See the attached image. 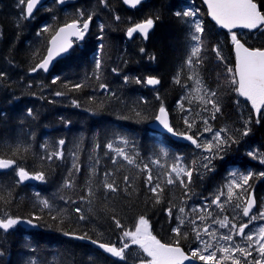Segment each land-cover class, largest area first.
<instances>
[{"label": "trees", "instance_id": "16d2710c", "mask_svg": "<svg viewBox=\"0 0 264 264\" xmlns=\"http://www.w3.org/2000/svg\"><path fill=\"white\" fill-rule=\"evenodd\" d=\"M259 2L264 3V0ZM188 7L199 9L207 34L205 59L192 71L183 67L187 26L173 15L175 11ZM77 10H86V14L94 13L85 41L77 42L65 58L55 63L48 74L41 71L31 73V67L46 53L55 29L71 22ZM20 12L17 0H0V72L6 73L4 78H0V155L17 159L20 166L30 172L44 171L46 180L17 184L12 170L0 172V211L22 218H41L36 221L40 226L39 230L15 227L9 233H0V251L3 252L0 264H30L32 260H38L39 264H139L141 259L135 252H127L123 259L113 258L87 241L74 239L63 233L86 232L93 240L101 243L115 242L120 246L121 232L115 227L111 217L115 216L126 228L134 229L138 218L143 215L151 224L157 239L164 243H174L177 237L172 229L177 224L178 207H184L187 214L193 207L203 208L205 198L211 204V197L228 183L232 171L244 174L249 170L254 174L264 172V164L247 154L259 149L264 155V118L257 123L248 103L228 83L225 66L235 67L229 32L219 29L208 19L201 0H148L134 10L127 9L122 0H107L106 5L101 0H74L71 4L62 6L51 0L28 20L20 19ZM116 15L120 17L119 21L115 20ZM149 15H158L160 19L148 38L145 40L135 36L128 39L127 28ZM100 23L105 25L102 41L104 48L98 54L97 46L101 43L97 39ZM45 24L51 25L52 30L38 36V30ZM237 34L251 48L264 47V30ZM216 44L220 45L223 63L211 52ZM141 48L145 50L143 53ZM37 49L39 54L34 55ZM98 55L102 66L97 71L94 61ZM153 55L155 60L149 59ZM112 69H117V72L114 73ZM178 72L180 84L174 83ZM188 75H192L191 80L187 79ZM55 76H60L61 79L53 84ZM125 76L129 77L127 83L124 82ZM148 76L160 79L158 88L151 89L146 84L135 83L134 78L143 80ZM196 79L201 82L199 95H203L205 87L217 92L220 111L216 113L215 119H211L202 110L203 105L195 91ZM78 82H82L84 87L72 90L71 85ZM101 83L107 84L116 96L102 91L99 88ZM58 91L66 94L55 96L54 93ZM74 100L79 101V107L73 105ZM161 102L169 111L176 132H187L185 117L190 123L194 122L188 132L193 136L206 126L202 123L203 119H207L208 126L214 130L228 128L235 135L234 130H242L244 122L252 117L248 125L251 128L250 134L228 149L222 160L214 161V171L202 176L194 172L188 191L191 199H188L185 190L178 183L166 185L163 172L175 163L174 155L184 157V164L193 160L199 162L201 150L189 141L174 139L149 127L155 120ZM29 108L32 109L31 116L27 112ZM189 108L191 115L186 111ZM136 112L141 115L137 117ZM67 121L70 123H66ZM116 133L123 135L128 140V145L120 144ZM210 136V133H204L203 138ZM60 139L65 141L64 159L42 162L40 157L45 155L42 146L47 145L48 151L54 152ZM109 142L113 143L114 148L123 147L129 155H135L136 163L141 169L147 163L154 178L160 174L163 193L159 202L155 201L145 187L142 171L119 158L116 165L112 164L111 157L114 153L105 147ZM97 144L99 148L96 147ZM7 145H11L13 151H9ZM17 145L19 150H16ZM133 145L134 152L131 151ZM161 149L168 151L167 157L162 155ZM73 153L77 157L80 171H73V186L64 188L73 163ZM97 159L98 174L90 177L91 167ZM157 159L160 161L159 166L152 163ZM105 171L113 172L116 182L121 187H127V190L106 194L101 187ZM125 175L129 177L130 187L122 184V177ZM108 182H112L111 178ZM89 184L93 186L95 196L90 198L91 204L81 203L80 197L85 194ZM250 184L257 201L253 213H258L264 210V177L255 175ZM234 191L239 194V190ZM36 193H39V197ZM40 199L49 200L51 212L42 208ZM221 202L224 203L223 213L212 206L208 209L212 213L211 218L207 212L196 215H204L206 224H210L212 219L223 220L225 215L231 221L235 214L231 205L225 202L224 197H221ZM77 206L87 217L85 221L78 220V214L74 212ZM169 207L173 208L171 217L167 214ZM58 210L62 211L57 220L51 219L52 216H57ZM235 222L246 223L247 218L238 217ZM214 227L217 228V235L227 232L226 229ZM185 230L188 231V237L184 239L181 236L180 245L188 250L197 245L190 227L186 225L182 232ZM249 230L251 228L246 231ZM237 242H241L239 238ZM220 255L217 252V258ZM258 258L254 251L248 259ZM223 264H232V261L225 260ZM241 264H244L243 259Z\"/></svg>", "mask_w": 264, "mask_h": 264}, {"label": "snow or ice", "instance_id": "6c2138e0", "mask_svg": "<svg viewBox=\"0 0 264 264\" xmlns=\"http://www.w3.org/2000/svg\"><path fill=\"white\" fill-rule=\"evenodd\" d=\"M123 2L126 5L135 8L140 5L143 0H123ZM40 3L41 0H17V6L21 8L20 19L28 20L32 18ZM56 3L63 5L65 0H56ZM101 3L106 5L107 0H101ZM204 3L207 5L209 15L216 24L219 27L228 30L229 39L236 55L235 67L232 68L227 65L225 66L227 69L228 83L233 86V90L239 97L246 98L250 101L253 116L255 117L256 122L259 123L260 120L264 118V47H245V44L241 42V38L237 34V30H264V3L259 2V0H204ZM173 15L177 19L183 21L187 26V32L185 35L186 56L183 67L192 71L195 66L203 63L207 54V48L205 45L207 34L203 19L200 15L199 9L195 7H188L186 9L175 11ZM93 16L94 13L86 14V10H77L75 18H73L71 22H66L62 26L57 27L55 29V34L52 35L51 40L48 43L46 53L38 63L31 67L30 72H48L56 58L68 53L77 42L83 41L90 31V26L93 23ZM114 18L117 21L120 20L118 15ZM159 19L160 17L158 15H149L142 21L133 23L132 26L127 28L126 36L132 38L134 34L139 33L142 38L146 40L150 30L156 26ZM98 29L99 35L97 39L101 41L97 46V52L99 54L103 52L104 48L102 41L104 39L103 34L105 25L100 23ZM50 30H52V26L45 24L38 30L37 35L42 36ZM202 49H204L203 53ZM140 51L143 53L145 50L141 48ZM211 52L219 62L223 63L224 58L220 53L219 44L213 46ZM33 54L38 55L39 49ZM149 59L155 60V56L153 55L149 57ZM94 63L95 69L98 71L102 66V61L99 58V55ZM112 71L115 73L117 72V69H112ZM5 76L6 73L0 72V78H4ZM97 78L99 77L97 76ZM60 79V76H55L52 79V83L55 84L60 81ZM187 79L191 80L192 75H188ZM134 80L137 84L143 83L149 86H156L161 83L160 79L156 76H148L143 80L136 77ZM128 81L129 77L125 76L124 82L127 83ZM174 83H181L179 72L174 77ZM195 83L197 85L195 89L198 94L197 98L203 105L202 110L208 114L211 119H215L216 113L220 111L217 92L205 87L203 89V95H199L201 82L199 79H196ZM83 87L84 84L82 82L71 85L72 90H80ZM99 88L110 96H116V93L110 91L109 86L105 83H101ZM65 94L66 93L59 91L54 93L55 96H63ZM157 99H159L158 95ZM72 103L76 107L80 106L79 101L74 100ZM142 103L147 102L142 101ZM180 103L181 107H183V101ZM186 111L191 115L190 108L186 109ZM27 112L28 115H32V109L29 108ZM135 115L139 117L141 114L140 112H136ZM154 119L159 122L168 133L187 139L195 146V148L201 150V158L199 162L193 160L189 164H184V157L174 155L173 158L175 163L170 165L168 169L163 172L164 183L166 185H175L178 183L185 190V195L188 196V191L190 190L189 185L192 183L194 172L202 176L205 173L214 171V161L217 159L222 160L228 149L233 145L239 144L243 137L250 134L251 128L248 125L251 122L252 117L244 122L242 130H234L236 133L235 135L233 134V131H230L228 128L214 130L211 126H208V120L203 119L202 123L206 126L201 131L197 132L195 136L188 134V132L191 131L194 122L190 123L187 117L184 119V124L187 126V132L179 133L172 128L169 123L167 109L163 105V102H161ZM66 123H70V121H67ZM204 133H210V138L204 139ZM115 135L120 144L128 145L129 142L123 135L119 133H116ZM64 144L65 141L63 139L57 141V149L54 152H49L47 145H43L42 147L45 155L40 157L41 161L51 162L53 160H63ZM7 147L9 151H13L11 145H7ZM96 147L99 148V145L97 144ZM105 147L107 150L114 153L111 157L113 165L117 164V158H119L120 161L132 165L144 173L145 187L153 195L155 201L159 202L163 193V188L160 183V174L154 178L152 169L147 163L144 164L141 169L140 165L136 163L135 155H129L123 147L114 148L112 142L107 143ZM16 150H19V145L16 146ZM134 150L133 145L131 151L134 152ZM25 151H27V148ZM161 153L165 157L169 154L166 149H161ZM247 154L264 164V155L260 153L259 149H254ZM72 159L73 163L69 170L68 178L65 179L63 185L64 188H71L73 186V171L77 173L80 171V166L76 162L77 157L75 153L72 154ZM152 163H155L158 166L160 165L158 159L152 161ZM98 164L99 160L97 159L91 167L90 177L98 174L96 171V165ZM9 169L14 172L17 184H21L28 180L41 182L46 180L44 171L30 172L25 167H21L20 163L17 162V159L4 158L0 155V170ZM102 175L103 180L101 181V187L106 194L127 190V187H121V184L116 182L113 172L105 171ZM255 175L264 177V172L254 174L249 170L247 174H244L232 171L229 174L228 183L211 197V204L208 203V198H205L203 201V208L199 206L193 207L187 214L185 213L184 207H178L176 209L179 213L177 224L172 229V232L177 237L174 243H162L152 235L148 228L149 221L143 215L138 218L134 229L126 228L115 216L111 217L115 227L121 232L119 247H117L115 242L101 243L99 240H93L86 232L83 234L64 232L63 234L74 239L88 241L102 249L105 253L121 259L124 258L126 250L130 247L139 246L143 252L147 254V258L140 260L139 264H185V262H187V264H197V262H200V264H223L225 260L232 261V264H241V259L244 260V264H264V226L259 228L258 233L251 230L247 233L245 232V229H249V226L256 222L257 219L264 220V210H260L258 213H253L252 211L256 202L254 192L251 190L252 186L250 181L254 180ZM110 178L112 182H108ZM122 184L130 187L128 176L125 175L122 177ZM234 190H239V194ZM36 195L39 197V193H36ZM93 196H95V190L93 186L89 184L86 188L85 194L80 197V202L91 204L92 201L90 198ZM221 197L225 198V202L231 205L235 213L232 220L230 221L228 216L225 215L223 220L212 219L210 224H206L205 216L196 214L207 212L208 217L211 218L212 213L209 212L208 209L212 206H215L219 209L220 213H223L224 203L221 202ZM234 197L235 202L233 203ZM188 199H191V196H188ZM71 203L76 202L71 201ZM40 204L43 209H48L49 212H51L52 205L49 200L40 199ZM88 210L91 211V208ZM60 211L62 210H58L57 216H52L51 219L57 220ZM74 212L78 214V220L85 221L87 219L79 206L74 208ZM167 214L170 217L172 216V207L167 209ZM238 217L247 218V222H235ZM40 219V217L34 216L33 219H28L26 223L35 226L34 221ZM21 222V217L12 216L7 212L0 211V230L7 232ZM186 225L187 227H190L197 245L195 247H189L188 251H185V249L180 246V237L183 236L184 239H187L188 237L187 230L182 232V228ZM214 225L218 226L219 229H226L227 232L217 235V228L214 227ZM237 238L241 241L240 243L237 242ZM242 243L244 246H241ZM217 245L220 246L218 247ZM254 251L259 258L249 260L248 258L252 257ZM217 252L221 253L219 258H217ZM0 255H3L2 251H0ZM30 264H39V262L38 260H32L30 261Z\"/></svg>", "mask_w": 264, "mask_h": 264}, {"label": "water", "instance_id": "95a60500", "mask_svg": "<svg viewBox=\"0 0 264 264\" xmlns=\"http://www.w3.org/2000/svg\"><path fill=\"white\" fill-rule=\"evenodd\" d=\"M47 1H49V0H41V3L37 6V10L44 4V3H46ZM66 2H70L71 0H65ZM147 0H143V2H146ZM142 2V3H143ZM201 2L203 3V5L205 6V8L207 9V12H208V8H207V5L204 3V0H201ZM124 3V2H123ZM125 4V3H124ZM125 6L127 7V8H130V9H134L133 7H131V6H129V5H126L125 4ZM139 6V5H138ZM138 6H136V7H138ZM135 7V8H136ZM37 10L34 12V14L37 12ZM208 17H209V19L213 22V23H215L216 24V22L211 18V16L209 15V12H208ZM217 25V24H216ZM218 26V25H217ZM219 27V26H218ZM220 29H222V30H224V31H227L228 32V30L227 29H223V28H221V27H219ZM151 31V30H150ZM237 31H248V32H255V31H258V30H248V29H238ZM150 33V32H149ZM136 35H140L141 36V34H139V33H137V34H134L133 35V37L132 38H134ZM86 38V37H85ZM132 38H129V39H132ZM73 39H75V38H73ZM51 40V39H50ZM49 40V41H50ZM85 40V39H84ZM83 40V41H84ZM82 42V41H81ZM242 43H244L243 41H241ZM245 44V43H244ZM245 47H248L246 44H245ZM71 51V50H70ZM69 51V52H70ZM234 51V50H233ZM68 52V53H69ZM68 53H66V54H63L61 57H58V58H56L54 61H53V64H52V66L50 67V69H49V71L48 72H44L45 74H48L49 72H50V70L53 68V66H54V64L58 61V60H60V59H62V58H64L66 55H68ZM234 54H235V52H234ZM235 63H236V55H235ZM160 85V84H159ZM159 85H156V86H149V85H146L148 88H151V89H155V88H158L159 87ZM241 98H243V97H241ZM244 100H247L246 98H243ZM248 101V100H247ZM249 102V104L251 105V103H250V101H248ZM252 107V106H251ZM167 112H168V119H169V123L171 124V126H172V120H171V115H170V113H169V111L167 110ZM149 127L152 129V130H154V131H156V132H158V133H161V134H165V135H168V136H170V137H173L174 139H177V140H181V141H188L187 139H185V138H181V137H177L176 135H173V134H171V133H168L160 124H159V122H157V121H153V122H151L150 124H149ZM172 128H173V126H172ZM174 129V128H173ZM190 142V141H189ZM191 143V142H190ZM0 171H4V170H0ZM29 182V180L28 181H25V182H23L22 184H26V183H28ZM255 202H256V199H255ZM255 207H256V203H255ZM254 207V208H255ZM253 208V209H254ZM22 220V222L21 223H19V224H17V225H20L21 227H23V228H25V229H31V228H39V225L37 224V223H35L34 222V224H35V226H33V225H29L28 223H26V221L28 220V219H21ZM148 228H149V231H150V227H149V225H148ZM11 230V229H10ZM10 230H8L7 232H9ZM88 242V241H87ZM89 243V242H88ZM163 243V242H162ZM89 244H91V245H93L94 247H96L97 249H99L100 251H102L103 253H105L102 249H100L99 247H97L96 245H94V244H92V243H89ZM106 255H108V256H110V257H113L112 255H110V254H107V253H105ZM113 258H118V257H113ZM185 264H187V262H185Z\"/></svg>", "mask_w": 264, "mask_h": 264}, {"label": "rangeland", "instance_id": "374dc122", "mask_svg": "<svg viewBox=\"0 0 264 264\" xmlns=\"http://www.w3.org/2000/svg\"><path fill=\"white\" fill-rule=\"evenodd\" d=\"M261 226H264V220H259V219H257V221L256 222H254L252 225H250L249 226V228H251V231H254V232H257L258 233V231H259V228L261 227ZM246 230H248V229H246ZM250 231V230H249ZM249 231H245L246 233L247 232H249ZM134 247H136V246H134ZM139 256H141L142 257V259H144V254H139V253H137Z\"/></svg>", "mask_w": 264, "mask_h": 264}, {"label": "flooded vegetation", "instance_id": "af4514ba", "mask_svg": "<svg viewBox=\"0 0 264 264\" xmlns=\"http://www.w3.org/2000/svg\"><path fill=\"white\" fill-rule=\"evenodd\" d=\"M251 111H252V110H251ZM149 225H150V232H151V234H154V233H153L152 226H151L150 223H149ZM192 247H195V246H192ZM138 248H139V251L143 252V250H142L139 246H138ZM188 249H189V248H188ZM129 250H130V248H129ZM129 250H128V251H129ZM128 251H127V252H128ZM143 254H144V259L147 258V254L144 253V252H143ZM197 264H200V262H197Z\"/></svg>", "mask_w": 264, "mask_h": 264}, {"label": "bare ground", "instance_id": "6f19581e", "mask_svg": "<svg viewBox=\"0 0 264 264\" xmlns=\"http://www.w3.org/2000/svg\"><path fill=\"white\" fill-rule=\"evenodd\" d=\"M138 253H139V254H141V253L143 254V252H141V251H138ZM137 255H138V254H137ZM138 257L142 260V257H141V256L138 255Z\"/></svg>", "mask_w": 264, "mask_h": 264}]
</instances>
